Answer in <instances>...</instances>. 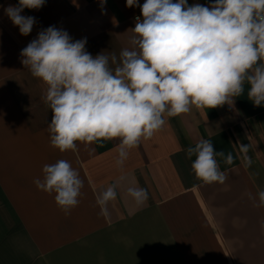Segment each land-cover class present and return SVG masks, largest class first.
Instances as JSON below:
<instances>
[{"label": "crops", "instance_id": "0c3cea01", "mask_svg": "<svg viewBox=\"0 0 264 264\" xmlns=\"http://www.w3.org/2000/svg\"><path fill=\"white\" fill-rule=\"evenodd\" d=\"M18 3L0 0V264H264V208L248 198L264 190V106L248 99L249 86L234 106L165 116L160 131L130 150L122 170L128 182L101 216L96 195L122 174L115 165L119 140L93 145L91 155L79 142L77 151L53 149L47 132L53 114L41 99L47 86L25 68L20 53L55 26L73 41L86 38L93 56L118 55L130 46L140 8L126 0H45L21 13L36 20L24 36L4 12ZM202 138L234 157L231 165L217 157L228 177L223 185L197 180L195 156L186 158L185 150ZM245 155L252 160L248 168ZM60 159L84 180L80 203L68 216L55 194L33 183L45 164ZM129 185L146 188L147 203L135 205Z\"/></svg>", "mask_w": 264, "mask_h": 264}, {"label": "clouds", "instance_id": "9594fccd", "mask_svg": "<svg viewBox=\"0 0 264 264\" xmlns=\"http://www.w3.org/2000/svg\"><path fill=\"white\" fill-rule=\"evenodd\" d=\"M102 4L106 0H101ZM45 0H19L4 9L5 15L27 36L36 23L24 16L25 8L40 9ZM139 7L129 47L119 54L106 50L93 56L87 39L73 41L55 26L41 30L21 50L22 64L47 87L41 97L52 112L47 125L50 146L64 153L77 151L78 142L93 154L105 141L119 140L115 165L121 175L96 195L99 215L109 214L117 189L128 182L123 166L130 150L151 139L166 123L165 116L178 117L192 108L234 106L249 86L247 97L256 107L264 106V0H215L208 6L188 0H126ZM247 153L248 145H241ZM197 180L225 184L217 157L226 165L232 153L217 151L208 139L185 150ZM252 160L244 156V167ZM36 188L55 194L65 216L76 208L84 188L80 172L60 159L45 164ZM126 194L137 206L149 199L146 188L129 185ZM248 198L264 208V190ZM264 227V225H262Z\"/></svg>", "mask_w": 264, "mask_h": 264}]
</instances>
